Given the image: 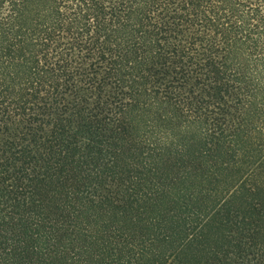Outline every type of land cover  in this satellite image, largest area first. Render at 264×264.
Here are the masks:
<instances>
[{
	"label": "trees",
	"instance_id": "16d2710c",
	"mask_svg": "<svg viewBox=\"0 0 264 264\" xmlns=\"http://www.w3.org/2000/svg\"><path fill=\"white\" fill-rule=\"evenodd\" d=\"M128 125L153 154L118 169L111 147ZM172 153L202 168L179 203L183 232L161 212L118 218L158 194L141 180ZM226 155L235 174L216 193ZM67 156L88 181L52 216L32 187ZM208 190L211 204H187ZM240 190L245 206H228ZM92 207L103 216L82 217ZM230 223L239 239L218 249L222 264H264V0H0V264H146L150 252L147 264H187L188 240ZM65 228L79 238L58 242Z\"/></svg>",
	"mask_w": 264,
	"mask_h": 264
},
{
	"label": "rangeland",
	"instance_id": "374dc122",
	"mask_svg": "<svg viewBox=\"0 0 264 264\" xmlns=\"http://www.w3.org/2000/svg\"><path fill=\"white\" fill-rule=\"evenodd\" d=\"M135 131L132 125H128V128L116 139V145L111 147L114 152L113 158H115V163H118V169H123L124 162H131L135 155L141 154L139 156L145 157V153L148 152L149 155L153 154L152 150L146 148L147 145L142 140H138L135 136ZM195 137V136H194ZM198 137L192 138L188 135L189 140V152L187 153L188 158H193V156L198 155V151L200 148ZM192 144V147H191ZM141 152V153H139ZM70 155L72 153L70 152ZM111 155L110 153L107 154ZM172 154L164 157L163 159H159V164L152 168L155 170L156 174L154 178H150L149 181H142V187H148V185H153V187H157L156 196L151 198H141L136 202H131L132 209L120 208L118 213L120 218V213L123 211L129 216H137L142 212L144 216L151 215L155 216L157 213L162 214V222L163 224H167L171 226L175 224L177 226V232H181L184 227V219L186 217V212L183 211V207L181 204H184L182 195H185L188 191L195 193V188L197 187L196 183H199L201 180L202 168L197 163L199 162V158L196 160V165H194V169L187 162V157L179 158L177 156L172 157ZM199 156V155H198ZM148 157V156H146ZM112 158V162L114 163V159ZM141 159V158H140ZM222 161L228 164L217 171V181L211 183V185L207 186L209 190L216 189V193H219V188L228 183L231 176L235 174L236 168L232 166L231 161L227 160V155L222 157ZM70 156L67 158L61 159L62 167L58 170L49 173L43 180L40 182H36L32 190L36 195L42 200L41 204L43 209L48 211V213L52 216H60L64 217L67 215V209L65 208L66 200H71L69 197V192L79 188L83 185L88 178L85 175V172L80 163L76 164L75 162L70 161ZM114 163V165H115ZM125 166V165H124ZM140 167V165H138ZM116 167H111L107 172H115ZM142 171V170H138ZM141 176H153V174L144 175L141 172H137ZM157 176V177H156ZM228 179V180H227ZM227 180V183L224 182ZM231 185L227 186L225 190L222 192L224 194L227 191V188H230ZM200 191L197 193L195 199L191 198V201H187V204L194 206L200 204H211L212 200L215 198L214 192L211 191ZM210 192V193H209ZM248 193H245V190H240L239 194H236L229 198L227 205L231 206L234 209L238 207L245 206L246 200L249 199L247 196ZM199 196H202L198 198ZM205 196V197H204ZM218 196V195H217ZM132 199V197H129ZM72 201V200H71ZM179 203H181L179 205ZM120 204L123 205V202ZM124 209V210H123ZM178 211V214L176 213ZM94 215L96 218H100L103 216L102 211L99 207L92 208H83L81 210L82 217H89L90 214ZM117 218V219H118ZM116 218L113 216H108L105 218V221L112 222ZM123 222L127 223L128 229H135L139 232L141 228H139V224H132L131 222H127V218L122 219ZM216 228L205 227L202 231V236H194V238H190L191 240L187 244V248L184 251L183 258L186 259L187 264H222L224 262L220 253L218 252L219 248H227V250H231L232 247L228 246V243H233L238 240L239 229L230 223L228 229L219 224L220 227ZM141 232V231H140ZM183 232V231H182ZM78 237L79 234L75 233L73 230L70 231L69 228H65L61 230L57 234V241L63 242L67 240V238ZM153 243H156V248L160 247L161 251H171V245L175 246L169 238L163 237L159 235ZM99 247L103 248L102 242H96L91 247V252L93 255L99 252ZM151 257V252L147 254L145 261L146 264L149 263V259ZM169 258L168 260H170ZM152 263L155 264L153 259H151ZM142 262V261H141ZM144 263V262H142ZM51 264H64L58 259H53ZM151 264V263H150Z\"/></svg>",
	"mask_w": 264,
	"mask_h": 264
}]
</instances>
